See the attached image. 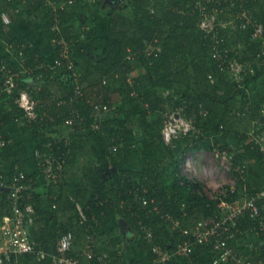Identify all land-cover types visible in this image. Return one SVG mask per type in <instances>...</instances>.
Instances as JSON below:
<instances>
[{
    "label": "trees",
    "instance_id": "obj_1",
    "mask_svg": "<svg viewBox=\"0 0 264 264\" xmlns=\"http://www.w3.org/2000/svg\"><path fill=\"white\" fill-rule=\"evenodd\" d=\"M196 1L125 0L119 8L109 0L110 8H105L104 11L109 19L107 32L104 39L99 40L95 25L98 18L90 20L88 17L91 0H76L65 11H60L58 31L54 28L51 7L46 5L45 0H0V16L1 13H6L10 21L29 17L40 19L38 32L50 44V61L59 58L62 41L67 42L70 54L74 58V67L81 74L82 82H88L87 89L89 88L87 94L83 89L84 100L75 106L80 118L75 121L70 135H67V132L64 134L66 138L71 136L68 145H65V137H59L58 133L67 129L63 121L70 116L73 106L68 102L58 103L60 99L55 95L67 99L72 88V77L64 66L55 70L48 69V66L46 70L38 68L41 63L47 65V60L38 47L33 45L24 50L26 59L24 68L33 69L31 78L43 74L39 92L29 87L27 89L32 91L37 101L39 115L45 114L52 119L43 120L30 127L25 126L23 130L38 141L36 148L41 152L47 150L46 145L50 141L59 140V145L67 155L59 183L46 185L45 192L42 189L43 184H46L43 178L38 179L32 173L23 179L25 183H28V179L34 181L25 193L29 192L33 196L32 202L39 217L37 226L32 229V238L38 243L37 248L49 253L55 252L57 240L65 231L73 233L74 241H77V238L80 240L86 229L96 237L95 239H100L105 233L101 234L100 230L107 229L120 217L137 233L139 248L150 260L152 253L142 238L139 221L147 222L153 227L155 244L165 250L174 249L177 243L175 241L183 239L182 228L193 227L198 221L217 212L218 199L208 198L200 188L199 182L190 181L180 174V166L191 151L222 148L212 143L210 138H205V134L214 124L220 126L221 133L233 134L238 141L239 145L230 154L232 173L238 180L235 193L233 195L228 193L223 198L239 197L238 191L243 187L244 181L234 168L239 166L243 176L249 171L243 164V154H238V151L247 141L246 133L251 129L252 122L260 126L257 132L264 134V66L254 75H247L241 82H236L227 71L221 70L211 57V38L199 28L201 13L195 7ZM208 6L211 8L213 5ZM249 8L254 19L264 28V0L250 1ZM8 30V25L0 17V40ZM228 34H225L221 47L227 48L230 56H236L244 61L259 51L261 41L253 38L252 28L235 30L230 36H227ZM54 40H57V43H52ZM27 42L26 39H17L14 41L15 50L21 43ZM147 43H152L156 47V56L145 52ZM1 61L14 67V63L4 56H0V63ZM134 71L136 76H131ZM129 75L132 77L131 83L128 81ZM24 78L28 77L23 75L18 82L21 87L26 88L28 83L26 81L21 83ZM54 82L59 84L58 94L55 95L49 90L50 84ZM116 95L136 104L143 119L148 120L151 115L158 114L157 119L152 122L157 128L161 126V116H167L182 108L185 117L192 118L200 130L198 135L190 134L180 139L188 143L181 157L172 163L173 170L170 172L168 183L164 180L167 175L165 177L159 175L151 180L143 172L120 167L126 159L135 155L134 152L139 150L146 152L158 146L162 140L160 133L159 137L149 131H143V137L133 134L129 129V115L124 108L114 102ZM96 104H107L108 112L101 117L96 116L94 111ZM0 108V130L7 139L9 135L3 129L14 123L22 111L12 97L6 94L0 96ZM74 138L75 140L78 138L79 142H74ZM85 148L88 149L94 164L84 169L79 185L74 189L64 188L62 185L65 172L77 167L78 160L84 158L87 153ZM246 150L256 163L264 165V146L249 142ZM35 162L37 161L33 158L34 165ZM110 166L116 167L117 171L108 177L104 173ZM19 171L25 170L17 161L13 163L11 172L14 174ZM42 192L55 198L46 199L44 202ZM136 193L155 200L159 207L173 214L180 220V228L172 229L169 224L162 222L159 215L147 212L148 209L142 210L140 204L134 200ZM70 194L76 196L83 204L82 208L87 217V223L84 225H80L76 219L75 200L70 199L72 197ZM7 195V192L0 193V225L4 217L11 214ZM47 209L51 210L48 222ZM239 225L244 232L252 228L253 222L246 217ZM246 237L245 234L240 236L241 239ZM230 246L235 248L239 255H248L253 262L263 258L256 251L249 255L244 251L245 246L239 248L237 241L231 242ZM208 249V246L197 247L195 254L190 259H183V263L212 264L210 260L215 255ZM45 262L37 261L35 255L23 254L13 257L12 264ZM112 262L124 264L120 261ZM222 263L232 264L229 261ZM133 264H136V261ZM168 264L177 263L172 260Z\"/></svg>",
    "mask_w": 264,
    "mask_h": 264
},
{
    "label": "built area",
    "instance_id": "obj_2",
    "mask_svg": "<svg viewBox=\"0 0 264 264\" xmlns=\"http://www.w3.org/2000/svg\"><path fill=\"white\" fill-rule=\"evenodd\" d=\"M75 1L50 2L45 0L46 5L51 7L55 30L58 31L59 26L58 13L65 11ZM250 1L252 0H197L195 2V7L201 13L199 28L207 37L211 38L210 52L212 59L221 70L227 71L236 82L243 81L247 75H254L260 67L264 66V28L261 23L254 19L251 8H249ZM208 4L213 6L210 8ZM0 17L6 25L10 23V18L6 13H1ZM232 28L242 31L247 28L253 29V38L261 41L260 49L254 56L242 61L236 56H230L228 49L221 47L226 37L225 34ZM32 46L28 42L19 45L16 50L18 63L24 66L26 59L23 52ZM70 51L68 43L62 41L59 58L54 59L52 66L48 67V69H55L64 66L72 77L70 94L67 99L58 102L60 104L68 102L73 106L70 116L63 121V125L67 128L73 127L75 121L80 118L75 106L84 100V91L79 83L80 74L75 70ZM145 52L148 55L154 54L156 56V47L152 43H147ZM31 74H33V69L31 68H24V74H22L21 71H17L15 67L10 66L6 62L1 61L0 63V96L6 94L12 97L14 103L22 111L23 122L28 126L38 124L43 120L51 121L52 119L51 117H46L45 114L39 115L37 101L33 93L21 87L18 82L23 75L29 77ZM130 79L128 81L131 83L132 80ZM108 110L107 104H96L94 106L96 116L99 117L107 113ZM93 128H97V126H93ZM199 132L200 130L195 125L194 120L186 118L184 109L180 108L166 116L160 135L164 142L171 143L190 134L198 135ZM59 142V140L50 141L46 145L47 150L44 153L38 149L34 152L37 165L40 167L45 181L56 185L60 181L67 159L66 152L62 150ZM64 142L66 145L67 140ZM6 143L0 132V148H3ZM219 155L220 153L216 151L215 156L219 157ZM229 163V170L232 171L230 158ZM234 171L240 173L241 177H243L242 169L239 166L235 167ZM204 174L205 177L208 176L206 172ZM24 177L23 172H18L13 175L8 183L3 179L0 181V193L2 191L8 193L7 199L11 205V217L3 225H0L2 243L4 244L2 246L4 249L0 250V264H12L13 256L15 255H35L39 259L46 257V252L39 247L37 248V243L30 237L28 226L35 221L36 211L32 201L22 205V194L31 188L30 185L23 182ZM236 179L237 177H235ZM235 185L233 181L229 189L219 190L218 196L210 198L218 199L217 212L213 216L208 217L207 220L205 218L198 221L193 227L182 228L183 239L177 242L174 249L170 251L155 244L152 226L147 222L139 221L142 238L146 241L152 253V264H168L172 260L177 264H184L183 259H190L199 246H208V250L215 255L210 260L212 264H221V262L227 261L232 264H264L263 258L253 262L248 255H239L237 250L230 246L231 242L238 241L243 234L247 235V237H254L264 241V187L246 196L245 199L239 197L223 198L228 193L230 195L235 193ZM27 193L26 199H32L33 196L29 192ZM134 200L140 204L142 210L148 209L147 212L151 211L159 215L162 222L169 224L172 229L180 228V220L159 207L155 200L148 199L138 193L135 194ZM75 209L78 223L80 225L86 224L87 217L83 208L75 203ZM246 217L252 220L253 225L251 229L243 232L239 224ZM73 244L74 235L71 231L61 233L56 243L53 263L113 264L107 253L97 251L95 237L89 233L88 229L85 231V246L81 253L72 254Z\"/></svg>",
    "mask_w": 264,
    "mask_h": 264
},
{
    "label": "rangeland",
    "instance_id": "obj_3",
    "mask_svg": "<svg viewBox=\"0 0 264 264\" xmlns=\"http://www.w3.org/2000/svg\"><path fill=\"white\" fill-rule=\"evenodd\" d=\"M107 1L108 0H94L93 3L96 2V4L99 7L91 8L90 11L100 12L101 15L104 16L105 14L103 12L105 11V8H110L108 5L105 4ZM122 3H118L115 6L118 7V5H122ZM91 15L92 13H88V17H91ZM39 25H40V19L38 17H29L24 20L10 21L8 27L11 30L21 29L22 31L27 30L26 33H30V32L35 33L38 32ZM230 31L227 32L229 33L227 36H230L231 33L234 32L235 30L232 28V30ZM52 43H57V40L52 41ZM31 44L34 45L33 42H31ZM15 61H17V59ZM75 70L77 73H79L77 71V68H75ZM131 76H136V72ZM29 77L31 78V76ZM23 82H25V80L22 81L21 83ZM79 83L87 94L89 91V88L87 89L88 82L87 83L82 82L81 74L79 78ZM165 94L166 92L164 93V95ZM121 97L122 96L120 95L114 96V102L116 103V105L124 108L126 113L129 115L130 117L129 129L133 131V134L137 135L138 137H143V131H149L151 133H155L157 137H159L158 135L162 131V127L166 120V116L164 117L161 116V126L160 127L158 126L159 128L158 129L152 123L153 120L157 119L158 114L151 115L148 120L143 119L139 115V109L136 108V106L132 105L129 100H128L129 105L125 108V102L123 99H121ZM88 98L91 99V97L89 96ZM215 125L216 124H214L212 129H210L205 134L206 135L205 137L210 138L212 143L218 144L222 148L220 150L216 148L215 150H211V151L204 149L191 151L190 153H188V155L185 158V161L180 166L181 176H184L190 181L199 182L200 188L208 198H215L216 196L219 195L220 193L219 190L229 189L233 181L235 182V184L238 181L237 179L235 180L236 176L232 173V171L229 170L230 154L233 153L235 151L234 149H236V147L239 145L238 141L233 134L221 133L220 126H218V124L217 126ZM250 128L251 129H248L246 133L248 137L247 141L242 144L243 148L238 151V154L241 153L244 155V156L242 155L243 160L244 158L245 160L248 159L249 158L248 156H250V155L247 156V154H250L246 150L247 143L253 142V145L264 146V134L257 132L259 131L260 126L256 125L255 122H252ZM68 130L69 129L61 130L60 133H58V136L65 137L64 134H66ZM69 137L71 138V136ZM180 139L182 138L174 140L171 143L161 141V143L158 146L149 149L146 152H143L141 150L134 152V154L138 156V158L136 159L138 161V166H140L138 169L139 170L143 169L141 172L147 174L151 180H154L159 175H162L163 177L167 175V177L164 180L168 183L170 181V172L173 170L172 163H174L176 160H178L181 157L183 149L188 143V142H184V140L182 142L180 141ZM73 140L74 142L76 141V143L79 142L78 138H76V140L74 138ZM85 151L87 153L83 156L84 158L78 160L77 167H75V169L73 170L68 169V171L65 172V179L62 185L64 188L74 189L77 185L81 183L80 178L82 176V173L84 172V169L94 164V160L91 158L87 148H85ZM216 151L220 153L219 157L215 156ZM131 165L128 166L131 167ZM120 167H125V162L120 164ZM116 171H117L116 167L110 166L105 171L104 174L108 175L109 177L112 173ZM205 172L207 173L206 175H208L206 177L204 174ZM242 180L244 181L243 187L239 188L238 193H239V198L245 199L246 196L251 195L254 191L258 190L259 188L264 187V165H260L255 162L251 171L249 170V172L246 175L244 174ZM70 195H72L70 199H72L73 201L75 200L74 201L75 203L83 207L82 206L83 204L78 201V198L76 196H74L73 194ZM119 218L120 217H118L115 223L109 226V228L105 230L103 229L100 230L101 234H103L106 231L105 233L106 237L102 235L100 236V239H95L97 251L100 253H107L111 260L116 262L120 261L124 264H131L134 261H136V263H138L137 261H139L140 264H152V260H150L148 257L146 258L147 260L145 262H141L140 259L134 260L136 259L135 257L138 256L144 257V256L141 253L140 248L139 250H137V248L139 247L138 245L139 237H137V233L130 226L126 225V229H124L123 235H120L121 236L120 241L119 242L116 241V238L114 237L119 232L120 226L122 225L121 222L123 221V220L121 221V218L120 219ZM76 219H77V212H76ZM207 219L208 218H206L205 220ZM81 239L78 240L77 238V241H74L73 249H72L74 255L81 253V251L84 249L85 232L82 233ZM112 239H114L115 241H113ZM237 242L239 248L244 246L246 247L244 251H246L249 255L252 253V251H256L264 258L263 240L256 239L254 237H246L244 239L239 238ZM135 254H137V256H135Z\"/></svg>",
    "mask_w": 264,
    "mask_h": 264
},
{
    "label": "crops",
    "instance_id": "obj_4",
    "mask_svg": "<svg viewBox=\"0 0 264 264\" xmlns=\"http://www.w3.org/2000/svg\"><path fill=\"white\" fill-rule=\"evenodd\" d=\"M91 1H92L91 2V8H98V5L96 4V2L93 3L94 0H91ZM116 1L117 0H110L111 4H114V5L118 4V2H116ZM54 2H56V1H54ZM120 3H122V0H121ZM123 3H122V5H123ZM105 4L109 5V0ZM122 5H118V7L120 8ZM90 13H92V16H93V17H90V18H94V17L98 18V21L95 24L96 27H97V35H98L99 40H103L104 37H105V33L107 32L109 19H108V17L106 15L103 16V15H101L100 12H97V11H90ZM26 32H27V30L26 31H22L21 29H19V30L12 29L11 30L9 28V30L7 31L5 36L0 40V56H4V57H6L7 60L12 61L14 63L15 69L17 71H21L22 74H24V66L21 65L20 63H18L17 61H15L18 58V56H17L16 50H15L16 46L14 45V41H16L17 39H26V40L29 41L28 43L33 42L34 46L38 47L40 52L45 56V58L47 60L48 67L52 66V61H50V51L51 50H50L49 43L46 41V39H44L42 36H40L39 32H35V33H33V32L26 33ZM71 58H72V60L74 62V58H73L72 55H71ZM47 65L41 63L40 66L38 65V68H40L42 70H46V68H47L46 66ZM55 69H53V70H55ZM42 77H43V74L40 73L39 76L38 75L34 76L33 77L34 79L30 78V77H29V79L28 78L25 79V81L28 84L26 85V88H24V89L28 90L30 88V89L36 90V92L37 91L39 92V90L42 87V85H41L42 83H40V79ZM129 78H132V77L129 75ZM58 85L59 84L55 83V82L50 84L49 90L52 92V94H54V95L58 94L57 93ZM28 91H30V90H28ZM55 97L57 99L63 100L62 98H60V96L55 95ZM55 97L53 96V98H55ZM51 98H52V96H51ZM60 100H58L57 102H59ZM124 102H125V108H126L129 105L128 99L127 100L125 99ZM130 103L132 105L136 106V104L132 103L131 101H130ZM61 104H64V103H61ZM136 108H138V107L136 106ZM0 110H1V108H0ZM25 126L30 127V126L26 125L23 122V115L21 114L19 116V118L16 119V121L14 123L7 125L3 129L6 132V134L9 135L7 139L4 138V135H3L2 131L0 130L2 138L4 140H6V142H7L6 145L3 148H0V172H1L0 173V181L3 179L5 182L8 183V181L11 180L13 175L18 173L17 172V173L12 174V172H11V167L13 166V163H16L17 161L20 162L22 164V166H24V170H25L23 172L24 175H25L24 179L26 178V175L31 176V174L33 173V174L36 175V177H38V179H40V177H41L45 181L44 177L42 176L41 169L37 165V162H35L36 165H34V163H33V158L35 159V157L32 158V155L34 156L35 150H37L36 147L38 145V141L36 139L32 138L31 135H29L28 133L24 132L23 127H25ZM71 128L72 127L67 128V129H69L68 132H67V135H70L69 133L72 132V131H70ZM160 138H161V135H160ZM205 138H208V137H205ZM65 140H67V144L66 145H68L69 137L68 138L65 137L64 141ZM161 140H162V138H161ZM64 144H65V142H64ZM38 150H40V149H38ZM248 155H250V154H247V156ZM248 157L249 158L246 159V160L244 158L243 164L244 165L246 164L245 166H247L248 171L249 170L251 171L252 167L254 166L255 160L253 159V157L251 155L248 156ZM137 158H138L137 155H133V156L131 155L128 159H126L125 160V168L126 169H134V170H137V171L141 172L143 169H141V170L138 169L140 166H138V161L136 160ZM128 165H131L132 168L129 167ZM16 167L17 166H15V168ZM19 172H22V171H19ZM28 180L31 183H29V181H28V183H26V184H28L30 186H31V184L32 185L34 184V181H32V179H28ZM48 184H50V183L46 182V184H43L44 188H42V189H44L43 190L44 192H45V187ZM2 192H6V191H2ZM44 192H42L43 193L42 199L44 200V202L46 201V199L55 198V196H52V195H49V196L45 195ZM25 194H26L25 192L22 194V199H21L22 205L25 204V203H28L29 201H33V198L30 199V200H28V198L26 199ZM7 198H8V195H7ZM33 207L35 209V204L34 203H33ZM35 211H36V209H35ZM9 217H11V214L8 217L7 216L4 217L3 222H2L1 225H3ZM50 217H51V210L47 209L46 210V218H47L46 222H48ZM38 218L39 217H38V215L36 213L35 221L31 225L28 226L31 238H32V229L37 226ZM60 219H61V215H60ZM122 220L123 219L121 218V221ZM122 222H121L122 225H121V227L119 229V232L114 237V238L117 239V237L119 236L120 238L117 239L118 241H120V239H121L120 235H123L124 229H126V225H127V223L124 222V220ZM105 233H106V231H105ZM105 233L103 235H105ZM2 241H3L2 240V232H1V228H0V250L4 249V247L2 248V246H4ZM137 250H139V247L137 248ZM45 252H46V257H44L43 259H39L37 257V261L45 260L46 262L43 263V264H50V263L54 264L53 263V256H54L55 252H50V253L47 252V251H45ZM141 253L143 254L144 257L138 256V257H135L136 259H134V260H139L140 259L141 262H145L147 260L146 259L147 256L144 254L143 251H141ZM137 254H135V256H137ZM15 256H18V255H15ZM15 256H13V257H15ZM137 262L140 263L139 261H137Z\"/></svg>",
    "mask_w": 264,
    "mask_h": 264
},
{
    "label": "flooded vegetation",
    "instance_id": "obj_5",
    "mask_svg": "<svg viewBox=\"0 0 264 264\" xmlns=\"http://www.w3.org/2000/svg\"><path fill=\"white\" fill-rule=\"evenodd\" d=\"M124 0H122V2H123ZM116 2H118V3H120L121 2V0H117ZM125 2V1H124Z\"/></svg>",
    "mask_w": 264,
    "mask_h": 264
},
{
    "label": "water",
    "instance_id": "obj_6",
    "mask_svg": "<svg viewBox=\"0 0 264 264\" xmlns=\"http://www.w3.org/2000/svg\"><path fill=\"white\" fill-rule=\"evenodd\" d=\"M132 34H134V31L131 32ZM121 227V226H120Z\"/></svg>",
    "mask_w": 264,
    "mask_h": 264
}]
</instances>
